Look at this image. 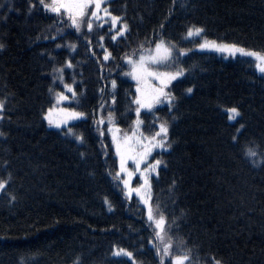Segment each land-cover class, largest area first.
Instances as JSON below:
<instances>
[{
  "label": "trees",
  "instance_id": "16d2710c",
  "mask_svg": "<svg viewBox=\"0 0 264 264\" xmlns=\"http://www.w3.org/2000/svg\"><path fill=\"white\" fill-rule=\"evenodd\" d=\"M34 2L29 13L28 0H0V180L7 182L0 190V264H161L148 207L123 195L122 173L114 178L119 164L108 129L151 136L163 121L171 147L155 148L150 158L162 163L150 178L149 203L165 216L173 242L163 264L185 249L186 264H211L210 256L264 264V73L251 58H227L200 48L201 36H187L189 27H201L208 39L264 52V0H107L128 24L115 40L108 17L77 32ZM160 40L173 46L163 69L185 72L166 89L176 97L171 109L155 104L137 116V83L124 57L137 58ZM61 67L63 83L54 79ZM56 92L69 99L57 103ZM233 106L241 115L230 120ZM49 108L62 117L57 109L85 115L57 128L44 118ZM69 127L83 141L65 135ZM248 148L257 157H248ZM118 248L133 256L114 255Z\"/></svg>",
  "mask_w": 264,
  "mask_h": 264
},
{
  "label": "snow or ice",
  "instance_id": "6c2138e0",
  "mask_svg": "<svg viewBox=\"0 0 264 264\" xmlns=\"http://www.w3.org/2000/svg\"><path fill=\"white\" fill-rule=\"evenodd\" d=\"M175 2V0H173ZM28 11L29 13L33 8L36 7V2L34 0H28ZM38 4L43 7V9L55 13L58 16H67V20L70 22L71 26L79 32L82 26H86L88 31L90 32L93 29L94 21H104V17L110 18V28L116 29L115 35L111 38L115 40L117 36H122L125 31L128 29V24L126 21L122 20L121 16L114 15L109 11L108 7H102V0H38ZM3 7V5H0ZM89 8L92 10L89 12ZM11 10V6H10ZM103 13L101 15L100 13ZM3 17H0L2 19ZM106 22V21H104ZM120 24V27L117 28V24ZM102 26V24L98 25ZM163 27V24L160 25ZM203 32V28L192 26L187 30V36L192 37L194 35H199ZM100 40H103V37H100ZM200 48H214L220 52H227L230 54H242L249 57L255 58V67L259 72L264 73V52L248 50L243 47H239L236 44H218L216 41H208L205 40L203 43L198 45ZM5 45L0 43V49H3ZM59 47V45H58ZM71 48L75 49L76 45H70ZM148 55H144L141 53L138 59H133L132 56H125L124 58L127 60L128 65L130 66V71L127 75L131 76L134 80L137 81L136 92L139 94L135 97L133 103L137 105L135 111L137 116H139L141 108L152 109L155 104H163L167 103L169 108L171 109L174 106V101L176 97L170 90H166L168 85L171 84L172 81L176 80L178 77L183 76L185 69L177 66L174 71H159L158 68L160 66H168L169 61L172 59L173 46L166 44L163 40H160L155 43L154 51L149 49ZM183 49L179 50L180 54H184ZM110 53L105 50L103 59L107 61L109 59ZM67 67L71 68V61L66 62ZM55 72L59 73L58 77H54V79H59L62 83L64 81L63 67L54 69ZM146 78H153L159 82V87L152 89V91L145 95L142 92L140 87L141 81ZM111 86L113 89L116 87V81H111ZM64 88L67 89L68 92L72 94V97L77 95L74 90L72 84L64 83ZM49 91H52L50 88ZM103 92V89H101ZM185 92L191 94L193 92L192 87H188L185 89ZM56 100L57 103L61 101L68 100L69 97L65 95L63 92H56ZM112 103H115V96H112ZM5 107V101L0 100V119H3V110ZM104 103H101L100 108L103 109ZM54 109L49 108L44 118L48 121L49 125H54L57 128H60L62 124H67V121L70 119H76L79 117H83L85 113L72 111L70 109H57V111L64 113L63 118L53 119L52 113ZM227 113L229 114V119L234 120L236 117L240 116L241 113L239 109L235 106L228 108ZM107 119L109 124L111 125L113 120V113L111 111L107 114ZM97 124H103L104 118L101 117L99 120L95 121ZM137 125L141 123L139 120L136 121ZM244 128L243 124H240L239 128L236 129V133L239 134L241 129ZM109 132L112 133V143L115 145V153L119 157V171L115 173L114 178H119L120 174L126 173L130 178L134 175V172L129 171L126 167L127 162L132 160L135 163L136 171L140 170L141 163L147 160V157L151 154L152 150L155 148L166 149L171 147V143L168 142V122L163 121L159 124L158 131H155L151 136H145L142 132L137 135L134 130L132 136L124 135L123 140L118 139L115 132L111 127L108 129ZM118 131V130H117ZM5 135V133L0 132V136ZM65 135H73L75 139L78 141H83V137L81 135L76 134L71 127L67 128ZM103 135V132H101ZM233 141L237 140V135H233ZM131 141V143H130ZM139 147V151L136 150V147ZM250 158L257 157L258 153L253 148H248L245 153ZM84 154L81 153V156ZM253 163H256V160L253 159ZM162 163L160 159H155L153 162L148 163L147 166L141 172V177L143 178V184H141L136 189H131L128 187L129 181L128 179L123 180V184L125 188L128 190L130 194L132 191H136L140 198L143 200L144 204L149 205L150 200V182L149 175L153 172H156L157 167ZM6 181L0 180V190H3L6 186ZM175 183V181H173ZM141 189H144V192L141 193ZM12 199H15L13 196ZM106 203L107 200L105 201ZM109 210H111V205L109 204ZM148 220L152 221L155 225V239L159 242L160 246L156 247V252L160 255L161 264L164 262L165 257L171 256V249L173 246L172 238L166 233V218L165 216L157 210L155 211L149 205L148 207ZM190 249H185L182 254L175 255L171 257L172 264H186V262L190 261ZM114 255L120 256L124 255L127 257H132L133 253L131 251H127L124 248H118ZM211 261V264H223L221 259H217L215 256H210L208 258Z\"/></svg>",
  "mask_w": 264,
  "mask_h": 264
},
{
  "label": "rangeland",
  "instance_id": "374dc122",
  "mask_svg": "<svg viewBox=\"0 0 264 264\" xmlns=\"http://www.w3.org/2000/svg\"><path fill=\"white\" fill-rule=\"evenodd\" d=\"M106 1L107 0H102V7H105V3H106ZM92 9L91 8H89V12L91 11ZM56 17H58L59 19H60V17L61 18H63V20H64V22H65V19L67 18V16L66 15H64V16H58L57 14H55V13H53ZM101 15H103V13L101 12L100 13ZM107 18V17H106ZM97 22H99V21H97ZM195 36H197V35H195ZM202 37V42L201 43H203L205 40H208V41H214V40H212V39H208V38H206V37H203L202 36V32L198 35V37ZM217 42V41H216ZM218 44H220V42H217ZM223 44H226V43H223ZM240 47V46H239ZM154 47L151 49V50H153L154 51ZM208 49H214V48H208ZM246 49V48H245ZM147 50H149V49H146L145 51H143V52H141V53H143L144 55H148V51ZM216 50V49H215ZM249 50V49H248ZM218 52H220V51H218ZM141 53H139L138 55H137V58H133V59H138V57H139V55L141 54ZM221 53H223L224 54V56H226L227 58H231V57H234V56H236V55H238L239 53H236V54H230V53H227V52H221ZM242 55V54H241ZM244 57H248V58H251V59H253L254 61H255V58L254 57H249V56H246V55H243ZM256 63V62H255ZM131 69H130V66H129V71H130ZM158 70L159 71H165L164 69H163V67L162 66H160L159 68H158ZM136 83H137V81L136 80H134ZM159 85V82L158 81H156L155 79H153V78H146L145 80H143V81H141V83H140V87H141V89H142V92L145 94V95H147V94H149L151 91H152V89H154V88H156L157 86ZM135 87H137V85L135 84ZM52 117L53 118H57V119H60V118H63L62 117V114L61 113H52ZM132 133L133 132H131V133H129L128 134V136H132ZM116 134V136H117V138L118 139H121V140H123V137L122 136H119L117 133H115ZM136 134L137 135H139V132H137L136 131ZM147 136H150V133L147 135ZM130 143H131V141H130ZM134 147H136V150L137 151H139L140 149H139V147L138 146H135L134 145ZM155 149H153L152 150V152H151V154L147 157V160L145 161V162H143V163H141V165H140V170L139 171H136V168H135V163L132 161V160H129L128 162H127V165H126V167L128 168V170L129 171H132V172H134V175H132L130 178L127 176V174L126 173H123L122 172V178H121V180H125V179H128V181H129V184H128V187L129 188H131V189H136V188H138L141 184H143V178L141 177V172L143 171V169L147 166V164L148 163H151L152 161H151V156L155 153V151H154ZM150 160V161H149ZM118 164H119V157H118ZM119 167H120V165H119ZM154 174V172L153 173H151L150 175H149V182H150V187H151V180H150V178L152 177V175ZM123 182V181H122ZM123 184V183H122ZM122 188H123V191L124 192H122L123 193V195L126 197V198H135V197H137L140 201H141V203L142 204H144V202H143V200L140 198V195H138L137 193H136V191H132L130 194L128 193V190L125 188V185L123 184L122 185ZM144 192V189H141V193H143ZM130 195V196H129ZM128 196V197H127ZM149 203H150V200H149ZM145 205V207H149V205H146V204H144ZM151 223H152V226H153V228L155 227V225H154V223L152 222V221H150Z\"/></svg>",
  "mask_w": 264,
  "mask_h": 264
}]
</instances>
